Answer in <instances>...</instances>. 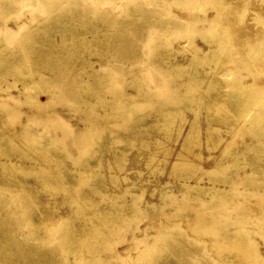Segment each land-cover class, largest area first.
<instances>
[{
  "label": "rangeland",
  "instance_id": "374dc122",
  "mask_svg": "<svg viewBox=\"0 0 264 264\" xmlns=\"http://www.w3.org/2000/svg\"><path fill=\"white\" fill-rule=\"evenodd\" d=\"M175 1L181 0H0V161L9 148L6 153L21 167L0 171V264H124L121 257L125 264H264V150L257 154L262 169L257 172L250 159L261 145L247 150L253 135L243 130L250 121H222L232 113L220 104L229 97L220 96L213 102L221 110L209 123L200 99L207 83L197 87L200 94L194 92L193 67L170 75L156 56L161 51L188 63L196 47L208 49L204 31L216 39L215 30H222L202 21L204 12L188 17L191 7ZM204 1L207 17H213L217 0ZM226 1L242 2L247 9L252 3ZM251 17L248 12L246 19ZM226 51L228 61L219 68L223 72L217 71L227 79L225 89L236 82L264 83L259 65L264 45ZM87 58L101 69L92 76ZM198 68L210 70L201 60ZM226 68L231 70L224 73ZM251 110L264 113V94L253 100ZM163 112L168 128L161 125ZM196 121L202 145L191 149L202 155L196 160L199 169L177 171L180 155L193 154L185 140ZM210 126L224 139L216 148L205 141ZM49 138L57 149L50 163L35 148ZM227 141L232 152L225 156ZM92 151L99 152V160ZM85 158L87 164L100 161L102 178L86 177L69 194L52 187L72 189L63 174L77 170ZM40 163L49 170L32 169ZM222 163L229 167L221 168ZM252 172L257 184L245 186ZM211 176L232 177L230 183H216L224 194L187 187L199 177L210 187ZM134 183V192H128ZM107 192L124 194L119 208H107ZM35 200L50 204L41 211ZM77 208L88 215L106 208L110 214L101 226L111 231L94 233L95 223L83 213L58 225L61 216ZM239 226L255 244V258L234 247L245 242ZM134 237L139 240L133 242Z\"/></svg>",
  "mask_w": 264,
  "mask_h": 264
},
{
  "label": "bare ground",
  "instance_id": "6f19581e",
  "mask_svg": "<svg viewBox=\"0 0 264 264\" xmlns=\"http://www.w3.org/2000/svg\"><path fill=\"white\" fill-rule=\"evenodd\" d=\"M206 1H208V0H206ZM175 3H179L181 5L183 4L184 8L185 7H187V8L191 7L189 12H192V13H190V16H188L190 18H192L194 14H197L199 12H201V13L204 12V14L201 16L202 21H204L205 23L207 22V25H214L215 27L220 26V28L222 30H215L214 35L216 36V39H213L210 36L208 37L207 32L204 31V33L201 35V38H202L203 42L207 45L208 49L201 51V48L196 47V52L193 54L192 57L188 58V63L177 62V61H175L176 57L170 58L169 54H167V53L163 54L161 51H158L156 56L158 58L161 57V61L168 65L167 70H168L170 75L179 76V74L186 72L188 68L193 67L194 71L189 74V77H190L189 80L191 82H194V84H193V86H194L193 91L194 92L199 93V91H198L199 89H197V87H200L201 84H203L204 82L207 83L206 87L204 88V94L202 96L203 98L201 97L200 99H204L205 106L208 109V122L209 123H211V120L213 118H215V116H217L216 113L219 112V110H221L219 104L218 103L216 104L215 102H213V99L218 98L220 96H228L229 97V102H220V104L226 105V107H228L230 109V112L232 113L231 114L232 118L230 120L223 118L222 121H224L226 123L228 121H233V120L239 122V120H241V119H246L247 121H250V123H251L250 128L247 129L245 127V129H243L247 133L253 135L252 140L250 142H247L246 147L248 148L247 150H249V149L255 147L256 145H261V147H259L260 150L256 149V153H255L254 157L250 159L251 163L254 165V168L256 169V171L257 172L261 171L262 169H260L258 166L259 158H258L257 154L264 150V140L261 137V136H264V113H263V111H260L263 109H260L258 111L257 110L252 111L251 106H252L253 100H258L260 98V96H262L264 94V83L255 82L253 84V81L252 82L245 81L243 83L236 82V83H233V85L230 89H225L227 79L223 78L222 74H220V75H219V73L217 74V71L219 72L221 70L219 68L222 67L224 64H226V62L228 61L229 56H228L226 50L228 48H230L231 46L234 48H238V49H241L243 47L244 48L248 47L250 50H253L255 47V44H259L260 46L264 45V0H252V3L249 4L250 8H248V9H247V7L242 5V2L236 3L234 1L217 0V3H219V4L221 3L222 6L221 5L219 6V4H217V3L212 4L211 8H214V9L217 8L216 9L217 12H216V14H214L213 17H210V16L207 17L208 6L205 5L204 0H181V1H175ZM245 3H246V1H245ZM246 6H248V5H246ZM252 6H254V7H252ZM95 10H97V9L95 8ZM248 12H251V14H252V17L249 18V20L246 19ZM222 20L225 21L224 24H223ZM194 22H197V21H194ZM250 22L253 23V24H251L252 26L250 25ZM8 30H11V29L8 28ZM81 37L86 43H89L88 42L89 39L87 36L81 35ZM192 43H194V40ZM160 46L164 47V43H162ZM2 50H3V48H2ZM259 51H261V50L259 49ZM169 59H170V61H169ZM85 60H86L85 63L90 64L91 68H93L92 69L93 72L89 73L90 76L96 74L97 72H99L101 70L100 68L95 69L94 63L91 61H88V58ZM200 60L203 63H206L209 65V69H210L209 71L204 70L202 72L200 70V68H198V64H199ZM158 65L161 66V63H158ZM259 65L264 66V63H261ZM227 66H229V65H227ZM258 69H260V68H258ZM229 70H231V69L226 68L224 73H226ZM211 71H212L213 75H209L211 73ZM262 71L264 72V70H262ZM186 81H187L186 79L183 80V82L181 84L185 85L187 83ZM183 92L184 91H182V93ZM194 96H195V94H194ZM211 98H212V100H211ZM257 107L258 106L256 105V108ZM255 109H253V110H255ZM163 113H159L160 121L162 122L161 125L168 128L171 125V123L169 120L166 119L165 112H163ZM197 121H199V118L197 119ZM197 121L194 124L192 123L193 124L192 128L187 133V135H186L187 137L185 140V142H186L185 147L187 148L188 153H193V154L192 155L191 154H188V155L181 154L180 155L179 161H177L174 164L175 169L177 171L186 170L192 174L193 172H195L199 169V164L196 163V160L198 158H201L202 155L200 152H197V153L192 152V149H191L195 145H199V146L202 145V142L199 141V130H197L198 129L197 128ZM245 126H247V125H245ZM21 128H22V130L24 129L23 125ZM88 128L90 129L89 126L86 129H88ZM84 133H85V130H81V131H79L78 136L81 137L82 135H84ZM107 138L108 137L106 135L102 138V140L107 139ZM80 140H82V139H80ZM223 140L224 139H223L222 135L219 134V128H215L213 126H210L208 131H207V137L205 140L207 142V146L210 147V145H214V148H216L220 143H223ZM53 141L54 140L52 138H49V141H47L43 145L42 144H38V145L35 144V148L37 149L36 151L39 152L41 154V156L44 158V160L48 161L49 163L54 158L53 155L56 153V150H57L54 147ZM226 144L227 145H226V147L222 153L225 156L227 154H230V152H232L231 151V144H232L231 141H229V142L227 141ZM6 149H9V148H6ZM6 149L4 148V151H2V153H4V157L0 161V171H4V170H10L13 172L19 171L21 169L20 165L11 159V155L6 153L7 152ZM91 154L95 155L96 161L99 160V152L98 151H92ZM242 154H243V152L238 153L237 156L240 157ZM86 159L87 158H85V160L80 163V167L77 168V170H74V171L68 170L67 172H65L63 174V178L65 179V184L66 185L70 184L72 189H69L68 187L67 188L66 187L65 188L58 187L57 185H53L52 187H54L55 189L63 190V192L65 194H69L70 192L76 190L79 186H81L82 185V179H84L86 177L90 178V180L93 178H95V179L102 178V176H103V174H102L103 165H100V161L96 162L95 164L92 165V164H87L89 161ZM108 165H109V169L111 170L113 168L112 164L108 163ZM119 165H120L121 169H123L121 162H119ZM91 166L95 167L96 170L87 168V167H91ZM52 167H53V169H57L58 171L59 170L61 171V168H62L61 166H58V167L52 166ZM228 167H229V165H224V163L221 164V168H223V169L228 168ZM33 168L36 170H41L40 173H42L44 170H49V167L43 166L42 163H40L39 166L33 165L32 169ZM41 175L44 177L43 174H41ZM247 176H248L247 181L244 180L245 186L257 184L256 179H251L252 177H254L253 172L247 173ZM110 177H111V180L113 182H117L119 179V177L117 175H113V174H111ZM122 178L124 180H127V181L129 180L128 176H124ZM231 178L232 177H228L227 179L223 180V179H217V178L211 176L209 179L213 183V185L210 187H206V186L202 185L203 177H199L198 180L196 181V184H194V185L189 184V185H187V187L189 189L195 191V193H199V192L205 191L207 189H214L216 193L224 194L225 191L218 189L216 186V183L218 181H224L225 183H230V182H232ZM26 186H27V188H26L27 190L29 188H31V186H29V185H26ZM134 187H135V183L132 184V186L128 185L126 189L128 190V192L133 193ZM119 193L120 194L108 193V192L105 193V196H107L106 198L111 201V202H108L109 203V206L107 207L108 209L112 208V207L119 208V206H117L116 204H120L121 200H123V198H124V194L121 192H119ZM34 203L36 204V206H38L41 209V211H45L44 208H47V205L50 204V201L49 202H43V201L40 202V201L35 200ZM110 210H111V212L113 211V209H110ZM105 211H106V208L102 212L95 211V213L88 215L85 213V211H82V210H80V208H77V209L71 210V212L69 214L61 216V218L58 221V225L63 224L68 219H72L75 216V214L83 213L84 214L83 217L90 216V219L95 223L96 226H94V229H93L94 233L99 234V235L103 234V233H107L108 231H111V228L108 226L107 227L101 226L102 222L105 221L107 219L108 215L110 214V211H108L107 213ZM201 218H199V220ZM195 223H196L195 221H193V222L191 221V223H189V226L191 225V227H193V225H195ZM56 226H57V224L55 225V227ZM240 230H242L241 226L238 227V233L241 235V237L245 238L244 239L245 242L242 245L236 243L234 247L237 248V251L241 250L242 253L241 252L240 253L242 255H243V253H245V254L249 253V255H252L251 254V247L252 248L255 247V244L252 241H250V243H249V239L246 238L247 234H245V232H240ZM236 234H237V232H236ZM138 240L139 239L136 237L133 238V242H136ZM160 240H163V239H160ZM214 243L217 246V244H216L217 242H214ZM245 243H247V244H245ZM255 243H256V241H255ZM218 246H219V244H218ZM132 249H133V247H132ZM127 250L129 251L131 249H127ZM119 256H121V255H119ZM138 256H139V254H138ZM261 256H260V258H261ZM249 257H247V258H249ZM136 258H139V257H136ZM240 258H242V256ZM120 260L122 262H124V264L126 263L124 258L121 257ZM244 260H245V258H244ZM258 260H259V258H258ZM260 260H264V259L262 258ZM251 262H254V261H251ZM260 262H262V261H260ZM244 264H246V263H244Z\"/></svg>",
  "mask_w": 264,
  "mask_h": 264
},
{
  "label": "crops",
  "instance_id": "0c3cea01",
  "mask_svg": "<svg viewBox=\"0 0 264 264\" xmlns=\"http://www.w3.org/2000/svg\"><path fill=\"white\" fill-rule=\"evenodd\" d=\"M203 123H204V121H203ZM203 125V124H202Z\"/></svg>",
  "mask_w": 264,
  "mask_h": 264
}]
</instances>
